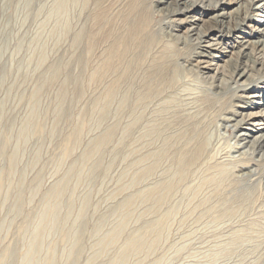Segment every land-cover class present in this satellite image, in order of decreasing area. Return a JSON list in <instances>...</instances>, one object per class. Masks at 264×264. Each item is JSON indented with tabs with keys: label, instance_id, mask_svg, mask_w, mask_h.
Returning <instances> with one entry per match:
<instances>
[{
	"label": "bare ground",
	"instance_id": "obj_1",
	"mask_svg": "<svg viewBox=\"0 0 264 264\" xmlns=\"http://www.w3.org/2000/svg\"><path fill=\"white\" fill-rule=\"evenodd\" d=\"M72 1L56 0L55 11L65 12ZM157 1L163 7L156 11L174 16L182 14L184 19L170 17L168 22L173 24L154 30L148 29L151 24L146 23V17L131 21L128 33L113 43L105 61L89 74L97 95L90 109L81 115L93 113L98 128L108 118H112V122L106 123L66 173L43 191L39 211L31 217L27 215L24 225L22 239L28 234L25 252L4 248L0 264L6 261L7 264H57L60 261L81 264L86 251L85 264H141L158 250L156 247L167 236L172 221L192 216V223L201 222L207 228L213 220H207L206 215L212 210L217 214L215 218L222 221L221 225H231L234 229L230 238L220 242L221 247L207 251L210 260L238 261L242 254L248 258L264 244V222H259L258 227L251 224L252 221L244 222V218L254 214L264 195V96L259 90L256 92L260 94H243L261 88L259 83L264 84V0ZM141 5L142 0H135L132 12H138ZM218 10L222 11L208 16ZM197 20H206V27L196 25ZM253 22L257 27L252 28V32L260 34L257 39H249L252 32L245 30ZM90 24L85 40L76 33L73 41L75 52L77 46L86 41L85 50L74 59L75 68L78 64L82 69L77 74V70L69 68L68 60L62 59L49 65L47 75L31 88L29 112L18 128L17 140L36 133L43 137L44 126L38 114L41 100L50 91L56 92L57 100L56 124L50 135L60 128L59 122L66 120L68 109L64 106L70 83L75 85L71 89L73 98L78 101L83 96L86 88L83 68L89 63L86 55L96 43L95 32L104 26V18L93 15ZM181 25H188L186 35L177 28ZM212 34L216 39L210 40L215 41L209 40ZM205 42L208 43L203 44ZM224 43L238 50H229L223 47ZM222 56L230 58L228 67L219 64L225 61ZM215 68L217 75H211L209 72ZM186 71H193L196 80L188 79ZM5 78L4 75L0 78V93ZM12 92L8 89L7 97ZM227 96L245 105L223 101ZM5 104L6 99L0 100V112ZM76 104L71 101L67 105L72 110ZM236 106L260 109L243 113L235 110ZM7 124L11 132L15 121L8 117ZM246 124L253 127L246 128ZM82 125L75 127L73 135L65 139L64 154L77 149L82 139ZM222 128L232 132V140L226 147L220 144L216 134ZM6 144V139L0 144V160L5 159ZM17 153L16 145L7 156L9 186L5 199L11 195L10 185L18 173ZM108 154L111 159L106 162ZM118 163L123 165L121 172L105 197L107 202H118L102 213L99 202L93 203L92 186L97 179L108 177ZM41 175L39 172L32 178L28 186L30 195L41 187ZM3 178L1 173L0 189ZM86 180L88 190L77 210V185ZM245 183L257 184L258 188L245 190ZM24 195V186L18 183L11 211H23ZM183 199L186 205L182 208ZM151 216L156 217L149 221L147 218ZM130 226L133 232L120 244ZM87 230L90 234L85 237ZM58 233L62 234L60 243H50L44 249L48 238L45 237ZM112 250L111 257H107Z\"/></svg>",
	"mask_w": 264,
	"mask_h": 264
},
{
	"label": "rangeland",
	"instance_id": "obj_2",
	"mask_svg": "<svg viewBox=\"0 0 264 264\" xmlns=\"http://www.w3.org/2000/svg\"><path fill=\"white\" fill-rule=\"evenodd\" d=\"M134 1L135 0H74L70 2L65 12L63 11L64 13H58L55 11L56 0H33L31 4L28 3L29 0H0V78L3 79V75L4 77L6 76L0 93V100L6 99L5 107L1 110L2 113L0 112V144L5 139L7 141L5 159L0 160V174H4V184L0 189V258L5 252L4 248L7 247L15 248L21 253L25 252L24 243L28 234H26L25 239H22L24 235V225L28 220L27 215L31 217L39 211L43 191H45L53 181L64 175L76 157L78 159L93 138L102 132L106 123L110 124L112 122V118L110 120L108 118L106 123L104 122V125L98 128L95 125L96 119L93 113L86 116L81 115V113L90 109L91 103L97 95V91L95 92L92 88V81H89V74L105 61L112 49L113 43L128 33L127 30L130 28L131 21L135 22L140 17H146V23L152 25H150L148 29L154 30L159 29V27H169L173 24L172 22H168V18L170 20V17L178 20L184 19L182 14L174 16L156 11L157 8L163 7L157 0H142L143 5L139 7L138 12H132V4H134ZM169 1L173 2L172 0ZM97 5L100 6L98 10L96 8ZM220 11L222 10L211 12L208 16ZM233 14L236 15L234 12ZM93 15H102L104 18V26H101V28L97 30L98 32H95L96 43L90 49V53L86 55L89 63L83 68L85 73L84 81H86L84 82L86 88L83 96L78 101L76 98H73L74 95L71 89L74 88L75 85L70 83L71 88L69 89L68 101L66 100L64 106L68 109L66 110V112L68 111L65 117L66 120L59 122L60 128H57L54 135H50V131L56 124L54 108L57 104L56 92L50 91L49 94L45 95L46 97H43L41 100V110L38 114V120L44 126L41 130V133L43 132V137L40 138L39 134L36 133L29 136L27 139L17 140L18 128L29 112L28 99L31 88L38 85V81L44 75H47L46 70L49 68V65L51 66L54 62L62 59L63 61L68 60L70 64L69 68L72 71L77 70V74L82 69L78 64L77 69L75 68L74 59L85 50L86 41L82 42L79 47L77 46V52H75L74 48L76 47L73 41L76 33L77 36L80 35L85 40L88 31H90V20L93 18ZM208 16L204 17L207 18ZM195 23L196 25L205 27L207 25L206 20H204V22L197 20ZM187 27L188 25H181L177 28L181 31H179L181 34L184 33L186 35ZM254 27H257L255 22L252 23L251 27L247 26L245 30L246 32H252V28ZM258 27L260 26L258 25ZM82 34H85V36ZM213 35L214 34L209 36V40L210 38L216 39V36ZM259 35V33L252 32V35L247 37L249 39H257ZM207 43L208 42H205L203 44ZM223 47H228V49L232 51L238 50V48L232 49L231 45L228 43H224ZM41 54H43L42 60H40ZM222 57L225 61L218 60L219 64L228 67L230 58L228 56ZM191 62L196 63V61L193 60H191ZM223 69L224 68H221V71H223ZM4 70H6L5 74H3ZM186 73H188V79L196 80V74L193 71H186ZM209 73L211 75H217L216 68ZM62 78L63 77H61V79ZM242 81L240 80V82ZM69 82L70 81H68V83ZM24 83L27 85H24ZM259 85L261 88L252 89L250 93H243L242 91L239 93L248 95L253 92L258 93L256 91L259 90L260 92L263 91L264 96V84L259 83ZM7 88L13 91L10 97H7ZM260 92L258 94H260ZM222 100L238 104L237 106L245 105L243 102H240L239 99L228 96ZM71 101L73 103L75 102V104L77 103L72 110L67 105L68 102ZM237 106L234 107V109L236 108L235 110L243 113L251 111L256 112L260 109L257 107L244 109ZM262 107H264V100ZM8 117L15 121V125L11 129V132H8ZM255 121L257 122L258 120ZM81 123H83L81 142L73 152L64 154L63 144L65 139L69 137L70 134L73 135L75 127H78ZM244 127L250 128L253 127V125L246 124ZM236 133L237 132H234V134ZM216 134L220 137V144L224 147L232 140V132L231 130L229 131V129L222 128L216 131ZM16 145L18 153L15 167L18 173L14 176L13 182L10 185L11 195L5 199L9 186L6 174L9 167L7 156L11 155ZM110 159L111 156L108 154L106 162L110 161ZM122 166L123 165L118 163L108 177L97 179L95 181L96 184L94 183L95 186H92V189H94L92 192L93 203L99 202L100 212L102 213L107 212L113 204L118 202H107L105 201V197L110 194L109 190L113 189L112 185L120 174ZM39 172L42 174V185L36 193L30 195L28 186L32 178ZM20 176L21 178L19 181L18 178ZM87 180L84 184L81 182V184L79 183L77 185V198L75 197L77 200V210L79 208L80 199L83 197L86 190H88L85 187ZM18 183L19 186H24L25 190V195L21 203L23 209L21 213L11 211L14 210L12 203L15 201ZM245 184L246 185H243V189L256 190L255 187L257 184ZM181 203L183 208L186 205V200L183 199ZM213 205L217 206L216 203ZM258 205L254 214L244 218L245 223L252 221L251 224L258 227L260 224L259 222H264V195H262ZM166 208L167 207H165V209ZM206 216H208L207 220H213L207 228L205 225L201 224V222L200 224L192 223V221H190L192 216H181V221L179 218L172 221L167 228L166 235L168 237L165 236L161 245L156 247L158 250L150 259H145L141 264H153L156 261H158L156 264H264V244L259 245L256 250H253L254 253L250 254L248 258L247 255L242 254L238 261H236V259L226 260L225 258L210 260L207 256L208 253L213 250L216 251L217 248L221 247L220 245L223 243L220 242L228 239L234 227L231 225H221L222 221L215 218L217 214L213 212V210ZM154 217L156 216H151L147 219L152 221ZM133 229L134 228L130 226L129 229L126 230L121 237L120 244L124 239L126 240L128 236H130ZM89 234L90 231L87 230L85 237ZM45 238H47V240L44 244V249H46L50 243L51 245L55 244V242L60 243L62 234H52ZM84 240L88 241V238ZM90 242L91 241H88L87 243L90 244ZM250 244L257 243L251 242ZM245 247H247L246 244L244 248ZM153 249L155 250V247ZM59 250H62L61 246ZM207 251L209 252L207 253ZM112 252L113 250L109 251L107 257L110 258ZM9 258L10 255L8 256V260ZM86 258L87 251L82 255L81 264H85ZM7 263L8 261H6V264ZM57 264H62V261Z\"/></svg>",
	"mask_w": 264,
	"mask_h": 264
}]
</instances>
